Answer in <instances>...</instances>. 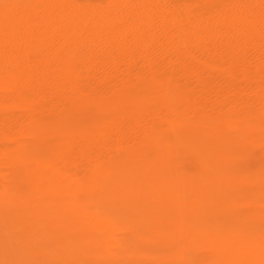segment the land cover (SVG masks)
I'll use <instances>...</instances> for the list:
<instances>
[{
    "label": "bare ground",
    "instance_id": "6f19581e",
    "mask_svg": "<svg viewBox=\"0 0 264 264\" xmlns=\"http://www.w3.org/2000/svg\"><path fill=\"white\" fill-rule=\"evenodd\" d=\"M241 128L264 135V0H0V203L22 215L46 208L44 235L57 230L63 247L93 248L88 264H162L183 229L178 219L171 233L169 210L189 222L193 213L177 197L182 179L156 172L154 161H175L168 151L176 156L177 142L234 161L221 147ZM38 161L51 173L48 187ZM219 174L202 184L194 211L204 214L202 237L217 242L205 207L224 205L215 213L231 217L227 232L252 242L247 262L264 264L262 230L226 204L231 176ZM104 225H129L130 248ZM59 256V264L83 258Z\"/></svg>",
    "mask_w": 264,
    "mask_h": 264
},
{
    "label": "rangeland",
    "instance_id": "374dc122",
    "mask_svg": "<svg viewBox=\"0 0 264 264\" xmlns=\"http://www.w3.org/2000/svg\"><path fill=\"white\" fill-rule=\"evenodd\" d=\"M244 129H246V130H244ZM229 131L233 132L234 130H229ZM248 131L249 130H247V128H241V130H237V132L236 131L233 133L229 132V136H231L232 138H230V140L227 144H223L221 147L222 149H226L227 152L231 151L232 153H234V155H233L234 161H231L229 158L223 156L224 154L215 152V150H213L210 153V155L207 157L201 156L196 149L187 148L186 146H184L183 143H180V142H177L179 150L176 149V151H177L176 156L171 155V151H168L169 152L168 157L170 155L171 159H175V161H166V158H167L165 156V154L167 153L166 151L161 154L162 158L165 156V158H164L165 161H154V166L156 165L155 169L157 170L156 172H160V171L161 172L162 171L163 172H169L171 177H173V176L174 177H180L182 179L181 184L179 185V189L181 186L182 192L180 191V193L178 194L177 197H179L181 194H184L185 196L183 195L181 200L182 201H184V200L189 201V202H187V201H184V202H185V204L186 203L190 204V209H191L190 211H192V213H193L191 218L189 219L191 221L189 222V221H187L186 218H184L183 210H180L177 207H175L174 209L171 208L169 210V213L172 214L170 216L169 221H171L170 224L172 226H174V227H172L174 229L171 231V233L173 234V232H175L174 231V230H176L175 227H177L175 222L178 219H179V222L181 221L180 224L181 225L183 224L182 226L180 225L183 229L181 228L182 230H180L177 234L178 236H177V243L174 246L175 248L172 247V249H170L169 252L167 250V254L170 252L171 253L168 254V256L164 255L163 258L160 256L163 259L162 264H179V263L180 264L181 263L182 264H219V261L217 260L219 256H221L222 259L225 258L226 264H234V263L235 264H241L242 262L244 264H247L248 263L247 260H253L252 257L246 253V249L249 248V245H251L252 242H248L249 240L247 238L239 237V234H237L238 236L237 235H230V233L227 232V226H225V223L227 220L231 221L232 219H230L231 217L230 218L227 217L228 215L225 211H223V209L221 211H219L218 213H215V211L217 212V209L224 208L223 204H222L223 206L218 205L219 208L217 206H214V205L212 206V204H211V206L206 205V207H205L209 211L206 214V218H208L209 220H211L213 222V223H207L206 226L209 227L208 226V224H209L210 226H212V228L215 229L214 236H215L217 242L214 241L215 242L214 245L217 244V245L221 246V249L219 251L215 250L214 245L207 243V240H206L207 238L202 237V233H201L202 228L200 225L201 222H199L198 220L203 219L204 214H202V212H198V211L194 212L195 209L198 208V204L200 202L199 200H201V197L203 196L201 188L202 187L204 188L205 186L202 184L205 181L208 182L211 178H215V180L220 182L221 180H220V176H219L220 174L219 173L221 171L228 172L231 176V180H230L229 184H227L225 186V189L229 190V191H227L228 193H226V198H225L226 204L235 205L234 206L235 212H236V214L239 215L237 218H239V220H241V223H247L248 226L250 224L249 230H252L254 228L259 227L262 230L261 235H264V217H263L264 216V193H263L264 192V160H263L264 159V152H263L264 151V135H261L258 132L254 133L252 131H249V132ZM234 134H237V135H234ZM240 134H241V136H240ZM244 136H245V138H244ZM247 138H249V139H247ZM254 138H256V140ZM55 139L57 142H59V141H61V139H63V136H58ZM243 139H244V141H242ZM229 143H230V145H229ZM261 147H263V148H261ZM260 149L261 150L263 149L262 152H260L261 151ZM257 150H259V151H257ZM235 151H237V152H235ZM241 152H242V154H241ZM193 155H194V157H193ZM215 159L217 161H215ZM214 162H216L217 164ZM38 163L40 164V161H38ZM38 163H37L38 167L36 169L40 173L44 172V174L47 175L48 181L45 183V185H47V187H48V183L51 184V182H49V180H50L49 177H52L51 173L49 171V168L45 167L42 163L40 164V166H42V167H40ZM211 163H214L213 164L214 166L213 165L210 166ZM205 164H207V165H205ZM4 166H5V168H4ZM244 167L245 168L247 167L248 170L245 169ZM8 168H10V166H8L6 164L2 165V169L5 171H7L6 169H8ZM42 168H44V169H42ZM262 168H263V170H262ZM236 169H237V171H236ZM211 175H212V177H211ZM194 177L198 178L199 180L198 181L191 180ZM245 180H247L248 182ZM240 181H241V183H240ZM242 181H243V183H242ZM54 184L56 185V183H54ZM49 186L51 187L52 185H49ZM57 187H59L58 184H57ZM206 188H207V186L205 187V189ZM196 190H198V193H196L195 195H192V192L196 191ZM239 190L243 191V192H240ZM257 190H259V191H257ZM206 192H207V189H206ZM251 192H253V193L251 194ZM132 196L133 195H130V197H132ZM176 200H178V199L176 198ZM178 201H180V200H178ZM182 201H180V202H182ZM201 203H203V205H205V201L201 202ZM180 206H181V204H180ZM193 206H195V207H193ZM0 207H1L0 208V232H1L0 233V260H1L0 264H40V263L46 264V261H49V259H50V263L47 262V264H52V262H54L53 264H55V263L59 264V260H61L60 259L61 257L59 256L60 252H61V254L62 253L65 254L68 251H73L74 253H76L79 256L83 255V258L78 260V262H75V264L76 263L77 264H88L86 262L87 259L85 258V256L91 257V260L93 259V257L94 258L97 257L98 254L96 252H94L93 248L91 249L88 246H84V245L82 247V245H79L80 243L78 244L77 241H71V244H72L71 248L63 247L62 244H64V241H63L64 238L62 237V235L57 230L53 229L54 233L56 232L55 235L58 234L57 236H53V238L49 237L48 235H44V234L50 232V230H52V225L50 223H48V221H47L49 215H52V213L46 211V208H43L44 211L41 210L40 216H37V215L33 216L34 213H32V212L26 213L25 215H22L19 212H8L7 208H4L1 205V203H0ZM247 209H248V211H247ZM28 210L31 211V209H28ZM177 211H178V213H177ZM259 211H260V213H259ZM211 212H213V213L210 214ZM224 217H226V218H224ZM9 218H11V219H9ZM42 218H44L46 221H43V223H41L42 221L37 223V221L42 220ZM192 221H194L193 222L194 224L192 223ZM35 223L38 225L35 226ZM40 223H41V225H40ZM46 223H47V225H46ZM77 223L84 224V222H80V221H78ZM203 224H205V223H203ZM48 225H49V227H47ZM193 225H194V228H193ZM35 227H37L38 229H36ZM46 227H47V229H46ZM109 228L110 227L108 225H106V226L104 225L101 228V232L105 233L106 231H109V230L112 231V234L114 236L116 234V237L122 239L123 244L128 245L127 247L130 248V244H131V241L134 237V233L131 229H129V225H123V227H120V229H118V230L113 229V228L109 229ZM42 229L44 232L42 231ZM124 229H125V231H124ZM191 229H193L192 230L193 232L191 231ZM199 230H200V233L198 232ZM222 230H224V231H222ZM22 231H24V232H22ZM39 231H41V232H39ZM45 231H46V233H45ZM118 231H120V232H118ZM257 231H258V229H257ZM188 233L190 234V236H188L189 235ZM27 234H28V236H27ZM251 235L252 234H250V237H251ZM45 236H46V238L48 236V239H45ZM183 236H185L184 238L188 239V240L183 239ZM229 236H230V238H229ZM24 237H25V239H24ZM42 238H44L45 240L44 241L40 240ZM223 238H225L226 240H224ZM49 239H50V241H49ZM59 239L61 240V242ZM211 239L215 240V239H213V237H211ZM2 240H3V243H2ZM46 241L48 244L46 243ZM186 241H187V243H190V244H187ZM227 242H229V243H227ZM35 244H37V245H35ZM73 244H74V246H73ZM186 244L189 245L190 247L187 246ZM195 244H196V246H195ZM40 245H42V246H40ZM57 245H59L60 247ZM177 245H179V246L182 245V246L178 247ZM28 246H30V247H28ZM31 246H33L34 248ZM37 246H38V248H37ZM185 246H187L188 248ZM52 247H53V249H52ZM13 248H14V250H13ZM56 248L59 249V253L57 252V250H55ZM35 249H37V251ZM42 249H43V251H42ZM44 249H46V250H44ZM189 249H191V250H189ZM238 249H240V252H236ZM90 250H91V252H90ZM184 251H185V253H183ZM13 252H14V254L12 255ZM48 252L50 254H48ZM56 252H57V254H56ZM45 253H46V255H45ZM83 253H85V254H83ZM211 253H213V254H211ZM9 254H11V255H9ZM54 254H56V255H54ZM177 254H178V256H177ZM51 255H53V259H52ZM92 255H93V257H92ZM103 255L108 256V251H103ZM174 255H175V258H172V257H174ZM181 255L183 256V258ZM7 256L9 259L7 258ZM9 256H11V257H9ZM165 256H166V258H165ZM195 256L197 258H199V260L196 262L194 260ZM169 257L172 258V260L169 259ZM178 257H180V258H178ZM29 258H30V260H29ZM47 258H49V259H47ZM55 258H57V259L55 260ZM177 258H178V260H177ZM68 259H71V257H69ZM109 259L110 258H108V260ZM32 260L34 262H32ZM169 260H171V262H173V261L174 262L173 263L166 262ZM256 260H257V264L261 263L260 259H256ZM7 261H11V262H7ZM154 264H156V263H154Z\"/></svg>",
    "mask_w": 264,
    "mask_h": 264
}]
</instances>
